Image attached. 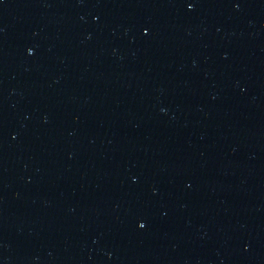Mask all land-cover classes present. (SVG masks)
<instances>
[{"label": "water", "instance_id": "95a60500", "mask_svg": "<svg viewBox=\"0 0 264 264\" xmlns=\"http://www.w3.org/2000/svg\"><path fill=\"white\" fill-rule=\"evenodd\" d=\"M0 264H264V0H0Z\"/></svg>", "mask_w": 264, "mask_h": 264}]
</instances>
